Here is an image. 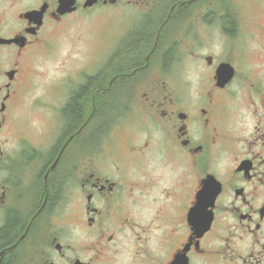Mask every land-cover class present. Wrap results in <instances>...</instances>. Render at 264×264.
Here are the masks:
<instances>
[{
    "label": "flooded vegetation",
    "instance_id": "flooded-vegetation-1",
    "mask_svg": "<svg viewBox=\"0 0 264 264\" xmlns=\"http://www.w3.org/2000/svg\"><path fill=\"white\" fill-rule=\"evenodd\" d=\"M95 17L103 67L32 94ZM0 264H264V0H0Z\"/></svg>",
    "mask_w": 264,
    "mask_h": 264
},
{
    "label": "rangeland",
    "instance_id": "rangeland-1",
    "mask_svg": "<svg viewBox=\"0 0 264 264\" xmlns=\"http://www.w3.org/2000/svg\"><path fill=\"white\" fill-rule=\"evenodd\" d=\"M103 27L97 17L70 18L57 27L48 37V44L39 47L30 63L31 79L36 85L32 94L38 95L43 85L63 74L73 73L75 68H82L86 74L100 70L103 67L101 64L87 59H92L91 55L97 56L95 47L105 39ZM30 116V120L39 126L42 121L40 111L30 110Z\"/></svg>",
    "mask_w": 264,
    "mask_h": 264
},
{
    "label": "trees",
    "instance_id": "trees-1",
    "mask_svg": "<svg viewBox=\"0 0 264 264\" xmlns=\"http://www.w3.org/2000/svg\"><path fill=\"white\" fill-rule=\"evenodd\" d=\"M68 111L73 112V113L75 112V114H77V112H76V104L75 103H72L69 106Z\"/></svg>",
    "mask_w": 264,
    "mask_h": 264
}]
</instances>
